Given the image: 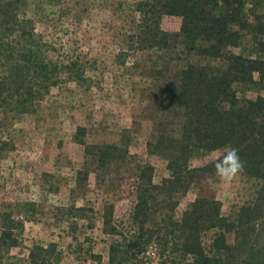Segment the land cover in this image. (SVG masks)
I'll list each match as a JSON object with an SVG mask.
<instances>
[{
	"label": "trees",
	"instance_id": "trees-1",
	"mask_svg": "<svg viewBox=\"0 0 264 264\" xmlns=\"http://www.w3.org/2000/svg\"><path fill=\"white\" fill-rule=\"evenodd\" d=\"M138 0L135 30L128 36L136 49L162 50L158 77L166 118L176 129L158 124L146 142L149 153L165 160L168 176L152 182V167L137 163L135 195L128 237L108 245L107 264H139L136 254L149 243L157 249L158 264H264V59L236 51L242 32L256 49L264 22L244 11L258 0ZM164 16L179 20L176 31L160 27ZM257 41V42H256ZM47 43L35 32L33 19L21 11V0H0V113L12 117L32 113L49 89L62 80L78 81L76 60L47 58ZM169 53V56H168ZM172 60L181 61L169 70ZM259 77L262 91L253 99L239 98L236 88ZM225 146L237 148L245 167L239 175L254 181L253 196L222 215L212 197L196 196L173 217L176 196L215 171L210 163L191 166L190 160ZM84 156L98 169L127 164L130 154L116 144H86ZM110 206H105L104 210ZM22 221L0 211V264H59V250L49 242L31 244L24 257L8 255L18 242ZM103 232L115 235L110 215H102ZM232 241L226 242V234ZM121 235V234H120Z\"/></svg>",
	"mask_w": 264,
	"mask_h": 264
},
{
	"label": "rangeland",
	"instance_id": "rangeland-1",
	"mask_svg": "<svg viewBox=\"0 0 264 264\" xmlns=\"http://www.w3.org/2000/svg\"><path fill=\"white\" fill-rule=\"evenodd\" d=\"M136 1L21 0V11L33 19L35 32L48 45L47 58L76 60L82 72L78 81L62 80L52 86L34 112L14 117L0 113V211L23 225L19 242L8 255L24 257L31 244L53 242L59 264H107L109 243L128 237L135 164L151 165L154 184L168 176L165 160L146 147L158 124L168 121L176 129L178 123L163 113L161 80L149 73L167 55L162 50L136 49L130 42ZM244 11L263 24L264 0L246 4ZM178 26L174 16L160 20L163 30L173 32ZM256 32V40L264 43V30ZM242 33L236 51L264 59L257 43ZM180 63L170 61L169 70ZM252 75V82L236 88L239 98L253 99L262 93L258 75ZM95 143L126 148L131 162L96 168L83 152L86 144ZM219 152L189 163L201 166ZM254 190L250 179L237 175L225 183L214 171L176 196L173 217L178 219L196 196L218 200L221 214L226 215L249 200ZM105 206H110L106 212ZM103 214L110 215L115 235L103 232ZM225 237L227 243L232 241V233ZM5 261L3 257L1 264ZM136 262L158 264L155 245L149 243L137 253Z\"/></svg>",
	"mask_w": 264,
	"mask_h": 264
},
{
	"label": "clouds",
	"instance_id": "clouds-1",
	"mask_svg": "<svg viewBox=\"0 0 264 264\" xmlns=\"http://www.w3.org/2000/svg\"><path fill=\"white\" fill-rule=\"evenodd\" d=\"M238 151L237 148L225 146L222 152L208 161L213 165L216 176L225 183L231 182L244 170L245 163L240 158Z\"/></svg>",
	"mask_w": 264,
	"mask_h": 264
}]
</instances>
